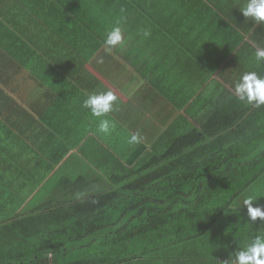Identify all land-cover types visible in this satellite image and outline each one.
Segmentation results:
<instances>
[{
  "label": "crops",
  "instance_id": "crops-1",
  "mask_svg": "<svg viewBox=\"0 0 264 264\" xmlns=\"http://www.w3.org/2000/svg\"><path fill=\"white\" fill-rule=\"evenodd\" d=\"M242 3L0 0V224L61 204L69 180L75 193L80 177L84 188L156 158L175 138L211 143L207 126L221 127L247 105L234 81L248 70L264 74V62L254 63L264 25L246 19ZM117 23L125 43L108 51L104 35ZM105 90L117 96L104 117L116 123L107 135L82 107ZM133 133L140 143L129 145ZM76 247V258L93 249ZM31 254L52 262L53 253Z\"/></svg>",
  "mask_w": 264,
  "mask_h": 264
},
{
  "label": "trees",
  "instance_id": "trees-1",
  "mask_svg": "<svg viewBox=\"0 0 264 264\" xmlns=\"http://www.w3.org/2000/svg\"><path fill=\"white\" fill-rule=\"evenodd\" d=\"M222 121L207 126L216 137L209 144L175 138L156 158L84 188L80 177L75 193L69 180L61 204L6 220L0 264H39L30 256L36 251L53 253L51 264H223L264 230V221H246V207L239 210L252 189L260 190L256 203L264 207V106L247 104ZM86 235L93 237L82 240ZM78 243L93 249L76 258Z\"/></svg>",
  "mask_w": 264,
  "mask_h": 264
},
{
  "label": "clouds",
  "instance_id": "clouds-1",
  "mask_svg": "<svg viewBox=\"0 0 264 264\" xmlns=\"http://www.w3.org/2000/svg\"><path fill=\"white\" fill-rule=\"evenodd\" d=\"M239 11L256 25H264V0H243ZM142 35L147 37L150 35V31L144 30ZM103 42L108 51L124 45L125 38L119 23L106 30ZM261 62H264V47H257L254 52V63L260 64ZM97 63L102 64L103 57L98 59ZM233 87L235 96L241 102L252 104L257 108L264 106V74L252 70L244 71L234 81ZM116 101L117 96L111 90L90 93L82 101L83 108L88 109L93 117L100 118L98 130L105 135L110 134L116 128V123L113 120L104 118L113 111ZM127 142L129 145L140 143L139 133L131 134ZM260 197L259 189H252L243 196L239 210L241 206L246 207V221L253 223L257 218L264 221V207L256 203ZM241 219L244 218L241 217ZM223 264H264V230L245 239L239 248L236 247L228 254V258L223 260Z\"/></svg>",
  "mask_w": 264,
  "mask_h": 264
}]
</instances>
